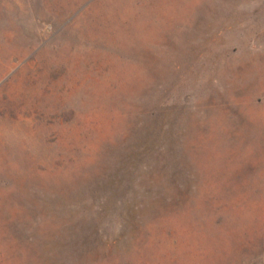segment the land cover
Instances as JSON below:
<instances>
[{"label":"rangeland","instance_id":"374dc122","mask_svg":"<svg viewBox=\"0 0 264 264\" xmlns=\"http://www.w3.org/2000/svg\"><path fill=\"white\" fill-rule=\"evenodd\" d=\"M0 264H264V0H0Z\"/></svg>","mask_w":264,"mask_h":264}]
</instances>
